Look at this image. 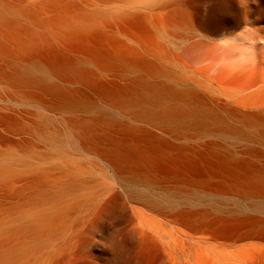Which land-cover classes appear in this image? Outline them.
Listing matches in <instances>:
<instances>
[{"label": "bare ground", "instance_id": "1", "mask_svg": "<svg viewBox=\"0 0 264 264\" xmlns=\"http://www.w3.org/2000/svg\"><path fill=\"white\" fill-rule=\"evenodd\" d=\"M108 14L67 0H0V131L15 137L43 134V125L57 118L66 135L62 142L91 157V167L110 173L117 187L107 191L141 188L135 191L136 199L153 210L175 208L182 188L205 199L264 198V169L253 164V159L264 158V17L244 16L235 32L222 37L242 49L239 56L247 57L249 64L241 61L224 68L232 83L216 90L217 79H207L193 66L206 60L202 50L212 42L201 22H189L181 34L165 31L162 43H157V16ZM188 43L189 60L188 51L178 53ZM161 60L181 63L190 76L207 80L214 87L211 96H202L199 83L163 67ZM17 114L41 123L26 125ZM160 132L175 140L221 136L228 147L225 156L213 154L219 168L207 173L200 167L214 162L212 157L190 146H172ZM233 143L242 145L236 149ZM209 146L224 149L216 143ZM190 170L202 173L207 184L191 181ZM64 173L71 177L75 172ZM218 173L226 174L228 181L212 185L211 174ZM76 185L81 184L70 181L63 189ZM162 187L167 198L151 195ZM55 191L48 189V195ZM166 201L171 205H163ZM255 211L243 212L224 226L192 227L210 234L213 264H264V219L254 216L262 211ZM67 213L53 220L41 218L30 232L48 238L52 233L42 225L53 226ZM1 220L0 215V230ZM23 228L29 231L24 226L15 233ZM22 254L20 246H0V264H15Z\"/></svg>", "mask_w": 264, "mask_h": 264}, {"label": "rangeland", "instance_id": "2", "mask_svg": "<svg viewBox=\"0 0 264 264\" xmlns=\"http://www.w3.org/2000/svg\"><path fill=\"white\" fill-rule=\"evenodd\" d=\"M67 1L84 9L96 6L110 16H124L127 13L133 16H157V43H162L165 31L173 30L181 34L189 22H201L203 33L212 39V44H206L202 50L204 58L209 60L202 64H195L194 61L193 66L201 69L207 79H217L216 90H226L228 84L232 83L224 68L239 66L241 61L246 62L242 65L249 64L247 57L239 56L242 49L232 47L222 37L235 32L237 26L244 23V16L264 17V0H180L176 3L171 0ZM189 46L190 43L183 44L178 51L179 54L188 51V60L192 57ZM160 64L186 80L199 83L198 90L202 96L209 98L214 91L207 80L190 76L181 63L161 60ZM214 70H218V73ZM16 118L29 126L41 123L35 117L17 114ZM51 119V125H43V134L34 131L15 137L0 131V169L4 170L0 180L3 228L0 230V246L3 250L20 246L23 257L17 259L15 264H213L210 234L194 231L193 226L204 223L224 226L241 213L258 212L255 210L262 212L254 213V216L264 219V198L240 201L216 196L205 199L194 195L193 189L182 188L175 208L164 206L160 210H153L136 199L135 191L141 188L119 187L107 191L108 187H117L110 173L101 167H91L90 162L94 161L91 157L63 143L65 132L61 131L57 118ZM159 134L172 146H190L212 157L214 162L200 167L207 173L219 168L216 160L225 156L223 150L228 147L227 140L221 136L175 140L161 132ZM3 138L14 140L19 145L7 144ZM211 143L224 149H212L209 146ZM233 145L237 149L242 144ZM260 149L264 152V146ZM213 154L218 157L215 158ZM253 164L264 169V158L253 159ZM78 166L82 167L79 172L75 170ZM64 171L75 173L68 177ZM168 172L160 171L162 174ZM188 173L193 177L191 181L198 185L207 184L199 171L190 170ZM211 176L212 181L209 182L212 185L228 181L226 174ZM70 181H78L81 185L63 189ZM86 181L89 184L85 185ZM48 189L56 191L48 195ZM151 195L167 198L168 192L162 187ZM165 203L163 205H168L170 201ZM63 211L68 213L60 222L53 226L42 225L52 233L48 238L37 237L36 232H30L41 218L57 219ZM24 226H28L29 231L23 228L15 233Z\"/></svg>", "mask_w": 264, "mask_h": 264}]
</instances>
